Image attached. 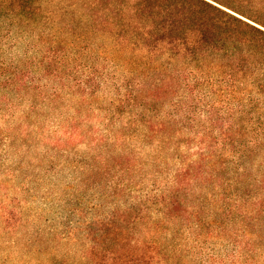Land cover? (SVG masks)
<instances>
[{"label":"rangeland","instance_id":"1","mask_svg":"<svg viewBox=\"0 0 264 264\" xmlns=\"http://www.w3.org/2000/svg\"><path fill=\"white\" fill-rule=\"evenodd\" d=\"M29 1L13 24L0 6V264H233L264 245V124L224 113L251 87L227 104L218 74L118 57L108 0Z\"/></svg>","mask_w":264,"mask_h":264},{"label":"trees","instance_id":"2","mask_svg":"<svg viewBox=\"0 0 264 264\" xmlns=\"http://www.w3.org/2000/svg\"><path fill=\"white\" fill-rule=\"evenodd\" d=\"M115 1L108 0L104 25L118 57L129 56L149 67L163 59L168 63L182 60L192 72L218 74L217 94L227 104L231 100L241 103L240 93L250 86L246 91L258 98L252 97L237 111L226 108L224 113L230 118L249 109L258 114L257 122L249 119L251 127L260 131L264 124L260 113L264 111V0H120L117 5ZM3 4L9 8L5 15L12 24L28 18L26 7L31 1L0 0ZM198 85V81L187 84L191 91ZM251 223L246 225L255 227ZM262 242L259 238L250 249L243 248L232 263L257 264ZM140 263H150L146 251L140 254Z\"/></svg>","mask_w":264,"mask_h":264},{"label":"snow or ice","instance_id":"3","mask_svg":"<svg viewBox=\"0 0 264 264\" xmlns=\"http://www.w3.org/2000/svg\"><path fill=\"white\" fill-rule=\"evenodd\" d=\"M209 2L211 3L212 2V0H209ZM218 7H219V5H217Z\"/></svg>","mask_w":264,"mask_h":264}]
</instances>
